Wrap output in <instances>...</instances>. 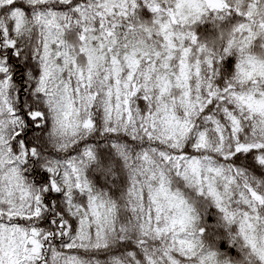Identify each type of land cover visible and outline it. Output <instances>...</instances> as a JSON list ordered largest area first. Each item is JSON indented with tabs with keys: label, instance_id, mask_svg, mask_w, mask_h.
<instances>
[{
	"label": "snow or ice",
	"instance_id": "1",
	"mask_svg": "<svg viewBox=\"0 0 264 264\" xmlns=\"http://www.w3.org/2000/svg\"><path fill=\"white\" fill-rule=\"evenodd\" d=\"M0 264H264V0H0Z\"/></svg>",
	"mask_w": 264,
	"mask_h": 264
}]
</instances>
